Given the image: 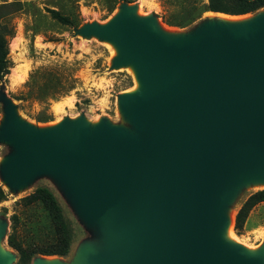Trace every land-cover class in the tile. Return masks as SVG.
I'll list each match as a JSON object with an SVG mask.
<instances>
[{"label":"water","instance_id":"water-1","mask_svg":"<svg viewBox=\"0 0 264 264\" xmlns=\"http://www.w3.org/2000/svg\"><path fill=\"white\" fill-rule=\"evenodd\" d=\"M118 10L78 32L118 46L112 67L135 66L142 88L119 108L136 132L83 118L38 129L0 89V142L13 146L4 184L51 174L98 228L103 247L81 246L70 264H264V243L248 252L220 237L236 189L264 181V14L171 36L153 16ZM5 228L0 217V239ZM14 258L0 249V264Z\"/></svg>","mask_w":264,"mask_h":264},{"label":"rangeland","instance_id":"rangeland-1","mask_svg":"<svg viewBox=\"0 0 264 264\" xmlns=\"http://www.w3.org/2000/svg\"><path fill=\"white\" fill-rule=\"evenodd\" d=\"M123 4L135 8L134 13L153 16L161 32L171 36H188L215 20L223 23L219 15L206 10L207 0H0V26L11 32L7 36L10 68L0 89L11 99L19 117L38 129L65 118H83L89 126L105 120L136 132L119 108V96L141 85L131 72L135 66L125 63L112 67L118 48H112L111 41L78 32L85 24H105ZM261 14L264 6L247 13L250 17ZM2 113L0 102V124ZM11 152L12 144L1 141L0 165ZM254 182L263 185L244 182L236 189L227 205V223L220 233L225 234L232 222L239 239L259 248L264 243V201L248 212L240 229H234V216L242 202L250 193L264 188L263 180ZM0 185L5 192L0 217L6 225L0 249L14 255L11 264L19 255L7 244L9 235L28 250H38L53 241L47 211L41 203L25 200L36 187H46L54 194L70 229L71 247L65 256L35 254L29 264L35 258L70 264L81 246L103 247L101 232L79 217L71 198L53 175L39 174L16 189L6 186L0 176Z\"/></svg>","mask_w":264,"mask_h":264},{"label":"trees","instance_id":"trees-1","mask_svg":"<svg viewBox=\"0 0 264 264\" xmlns=\"http://www.w3.org/2000/svg\"><path fill=\"white\" fill-rule=\"evenodd\" d=\"M264 6V0H207L206 10L221 12L230 15H243L253 12ZM64 20L61 16H57ZM11 32L0 26V84L9 73L8 60V38ZM5 192L0 185V201L4 200ZM27 202L41 203L47 211L49 220L52 222L54 237L53 241L42 246L38 250H28L17 244L11 235L7 237V244L18 252V259L15 264H29L35 254L65 256L71 247V233L66 223L62 209L54 194L46 187H36L32 193L25 197ZM264 201V188L250 193L242 202L234 216V229H240L248 212L259 202Z\"/></svg>","mask_w":264,"mask_h":264},{"label":"bare ground","instance_id":"bare-ground-1","mask_svg":"<svg viewBox=\"0 0 264 264\" xmlns=\"http://www.w3.org/2000/svg\"><path fill=\"white\" fill-rule=\"evenodd\" d=\"M118 11L119 10H117L113 15H115ZM209 12L214 13L216 15H219L222 18V20H223V24H228V25L242 24V23L250 20V18L252 17V16L250 17L247 14H243V15H230V14H225V13H221V12H213V11H209ZM134 14L136 16H142L141 14H139L138 11L136 13H134ZM110 45H111L112 48H114V47H117L118 48V46L114 42H112V41L110 42ZM131 72L134 74L135 80L138 82V79L136 78V69L131 70ZM141 88H142L141 85H139L136 89L130 90V92L133 93L134 90L140 91ZM253 185L262 186L263 183H261V182H253ZM220 237H221L222 241L236 243V244L240 245L242 248H244L248 252H255V251H257V247H252L251 245L246 244L245 242H243L241 239H239L237 237V234L233 231L232 222H230V224L228 226V229L225 230V234L220 233Z\"/></svg>","mask_w":264,"mask_h":264}]
</instances>
